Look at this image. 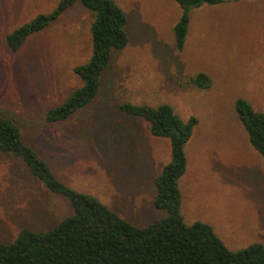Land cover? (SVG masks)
<instances>
[{"label":"rangeland","instance_id":"1","mask_svg":"<svg viewBox=\"0 0 264 264\" xmlns=\"http://www.w3.org/2000/svg\"><path fill=\"white\" fill-rule=\"evenodd\" d=\"M112 1L126 15L127 46L112 52L87 107L48 124L46 113L80 86L74 68L90 56L93 16L74 5L13 52L5 36L58 0H0V116L14 121L61 183L143 228L167 216L154 206V180L170 161V144L119 106L169 105L197 121L178 181L184 223L210 225L231 251L264 246V159L235 112L243 99L264 113V0L191 9L181 50L173 39L181 14L174 0ZM199 74L209 77L208 88L193 83ZM71 213L21 159L0 152V243L24 228H52Z\"/></svg>","mask_w":264,"mask_h":264},{"label":"trees","instance_id":"2","mask_svg":"<svg viewBox=\"0 0 264 264\" xmlns=\"http://www.w3.org/2000/svg\"><path fill=\"white\" fill-rule=\"evenodd\" d=\"M181 14L173 28L174 45L181 50L185 42L189 13L203 5L222 0H174ZM74 5L93 16L90 26L91 52L88 60L76 66L80 86L45 115L48 124L65 121L87 107L96 97L100 79L113 51L128 44L127 18L112 0H58L48 14H40L5 36L6 47L20 51L27 40L45 30ZM193 83L206 89L211 81L205 74ZM121 112L145 120L155 137L170 144V161L155 177L154 206L167 216L140 228L119 217L97 198L77 192L61 183L50 168L21 139L14 121L0 116V152L23 161L30 175L52 195L67 200L71 215L43 231L21 229L9 243H0V264H264V246L254 243L229 250L205 223L186 224L180 214L178 181L186 170L185 144L197 121L177 116L166 104L157 107L123 103ZM235 112L247 133L251 146L264 159V113L256 112L243 99L235 102Z\"/></svg>","mask_w":264,"mask_h":264}]
</instances>
